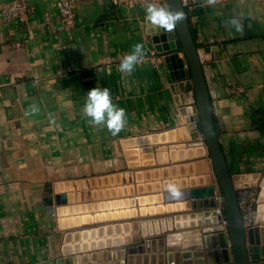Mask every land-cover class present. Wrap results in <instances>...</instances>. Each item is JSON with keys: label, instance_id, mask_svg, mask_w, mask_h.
Segmentation results:
<instances>
[{"label": "crops", "instance_id": "crops-1", "mask_svg": "<svg viewBox=\"0 0 264 264\" xmlns=\"http://www.w3.org/2000/svg\"><path fill=\"white\" fill-rule=\"evenodd\" d=\"M27 1L32 12L26 21L5 22L0 15V117L10 122L8 129L0 126V133L5 137L15 116L23 115L19 118L25 121L23 127L32 121L51 122L52 139L44 138L49 128L42 127L36 128L40 143L19 135L9 142L0 137V264H56L63 256V232L77 228L60 231L44 206L52 184L128 170L123 157L112 155L114 145L124 138L180 126L177 111L191 93L185 90V80H170L163 54L155 52L146 8L113 0H75L74 25L65 29L59 0ZM187 14L195 42L209 47L202 65L229 171L260 173L258 185L264 177V0H215L213 4L189 0ZM232 19L242 24V31L229 23ZM137 43L144 44L145 56L131 74L121 73L118 66ZM178 56L183 57L182 52ZM97 86L109 88L113 103L126 109L125 126L117 135L106 125L90 124L84 114L87 92ZM33 105L39 110L25 115ZM51 114L59 120L53 121ZM22 131L34 130L28 126ZM17 150L22 155L17 156ZM206 160L215 184L211 162ZM175 178H180L179 172ZM100 224L104 222L82 225L84 230L71 234L70 247L87 244L86 249L69 254L80 256L74 264L123 260L114 250L117 245L89 249L93 243H114L128 234L122 225L118 230ZM110 251L116 256L105 257ZM93 252L95 257L104 256L94 263ZM251 264H264V258Z\"/></svg>", "mask_w": 264, "mask_h": 264}, {"label": "water", "instance_id": "water-1", "mask_svg": "<svg viewBox=\"0 0 264 264\" xmlns=\"http://www.w3.org/2000/svg\"><path fill=\"white\" fill-rule=\"evenodd\" d=\"M166 1L167 7L181 8L184 12L189 3V0ZM148 25L153 48L163 54L170 80H185V90L191 93V97L185 96L186 105L177 111L182 124L162 132L124 138L115 144L112 155L123 157L128 170L52 184L51 194L43 198L44 206L60 231L77 228L63 232V256L56 259V264L78 263L80 256L77 259L69 254L86 249L87 244L70 247L67 240L73 233L84 230L80 228L82 225L100 222L104 224L98 226L122 225L128 230L122 242L113 244L123 260L106 264H251L264 258V224L245 229L236 197V189L256 186L260 173L229 171L214 127L202 65L209 47L196 44L187 19L173 32L153 30ZM179 52L183 57L178 56ZM206 159L211 162L215 184L208 165L205 166ZM176 172L179 179L175 178ZM159 177L161 180L157 181ZM170 183L180 188L182 198H169ZM258 186L256 220L260 222L264 221V177ZM216 193L223 197L225 228L212 210ZM103 197L113 198L82 204ZM72 203L75 205L71 206ZM92 211L94 214H90ZM115 251L105 257H115ZM91 257L97 258L94 252Z\"/></svg>", "mask_w": 264, "mask_h": 264}, {"label": "clouds", "instance_id": "clouds-1", "mask_svg": "<svg viewBox=\"0 0 264 264\" xmlns=\"http://www.w3.org/2000/svg\"><path fill=\"white\" fill-rule=\"evenodd\" d=\"M208 3L213 4L215 0H208ZM145 13V20L153 30L165 32H173L178 24L187 19L186 13L181 8H171L156 3H149ZM229 23L234 25L237 31L243 30L242 24L237 19H232ZM145 54L144 44H135L132 51L122 59L118 71L131 74ZM38 110L33 105L25 115L33 114ZM83 111L90 118V124L106 125L113 135H117L126 123V109L113 103L111 90L107 87L97 86L89 90ZM167 192L171 199H179L184 196L180 188L172 183L167 185Z\"/></svg>", "mask_w": 264, "mask_h": 264}, {"label": "built area", "instance_id": "built-area-1", "mask_svg": "<svg viewBox=\"0 0 264 264\" xmlns=\"http://www.w3.org/2000/svg\"><path fill=\"white\" fill-rule=\"evenodd\" d=\"M117 4H123L129 7L140 6L147 8L149 3L166 5V0H113ZM58 12L61 18L62 26L69 29L73 26L75 20V0H59ZM32 12V7L27 0H5L0 3L1 19L5 22L17 20L19 22L26 21L28 15ZM240 187L236 189L237 204L241 214V219L245 229L258 226L262 221H257V206L259 186ZM215 206L212 210L219 216L220 224L225 228L226 219L223 212L224 203L221 194H216Z\"/></svg>", "mask_w": 264, "mask_h": 264}, {"label": "rangeland", "instance_id": "rangeland-1", "mask_svg": "<svg viewBox=\"0 0 264 264\" xmlns=\"http://www.w3.org/2000/svg\"><path fill=\"white\" fill-rule=\"evenodd\" d=\"M28 2V1H27ZM29 3V2H28ZM29 5H30V3H29ZM166 5H167V2H166ZM165 6V5H164ZM60 21H61V18H60ZM74 25V24H73ZM73 27V26H72ZM71 27V28H72ZM21 116H23V115H17V116H15V118L12 120V130H5L6 131V135H5V137L4 136H2L3 135V132H1L0 133V137L1 138H5L8 142L9 141H11L12 140V138L14 139V137L15 136H17V135H19V137H21L22 139L23 138H27L28 140H31V142L32 143H40V131L39 130H36V128H40V127H42V128H49L48 129V132H46L45 131V137L44 138H46V139H52V132L50 131L49 132V130L51 129V127H52V123L50 122L49 124H47L46 123V120H44V121H38V122H34V121H32L31 123H32V125H26L25 127H23V125L25 124V121H23V122H21V121H19V118H21ZM39 117H41V116H39ZM51 118H52V120L53 121H57V119L59 120V116L58 115H54V114H51V116H50ZM56 119V120H55ZM16 120V121H15ZM15 121V122H14ZM10 122H9V120H6V119H4L2 116L0 117V126H5L6 125V127H7V129L9 128V126H10V124H9ZM28 126H30L31 128H33V130L34 131H32V132H27V131H25L24 133H23V131H22V129L24 128H26V127H28ZM18 127L20 128V130H18ZM15 129V130H14ZM46 130V129H45ZM12 134V137L11 136H9V134ZM14 133V134H13ZM16 138V137H15ZM39 138V141L37 140ZM100 142H98V144H99ZM24 148L25 147H23V148H21V150H24ZM18 152L16 153V155L17 156H20V155H22L21 153H20V150H17ZM55 157V156H54ZM50 158H53L52 156H50ZM24 158H22V160H23ZM55 159V158H54Z\"/></svg>", "mask_w": 264, "mask_h": 264}, {"label": "bare ground", "instance_id": "bare-ground-1", "mask_svg": "<svg viewBox=\"0 0 264 264\" xmlns=\"http://www.w3.org/2000/svg\"><path fill=\"white\" fill-rule=\"evenodd\" d=\"M263 208H264V205H263ZM121 228H123V227H120V226H119V228L116 227V229H118V230H121ZM107 230H108V229H107ZM125 230H126L125 232L128 233V230H127L126 228H125ZM110 231H112V230L110 229ZM91 233L94 234L95 231H92ZM86 234H87V233L85 232V235H86ZM122 240H123V239H122ZM122 240H121V238H117V239L114 240V243H111V241H109V240L107 241V243L113 245V244H117V243L122 242ZM70 241H71V238H70V240H67V243H66V244L69 245ZM107 243H106V244H103V242H100L98 245H95V243H93V244L91 245V248H95V247H99V248H100V247H104V246L107 245ZM90 257H91V256H90ZM98 257H99V256H98ZM98 257H97V258H98ZM91 258H92V257H91ZM94 261H96V259H95Z\"/></svg>", "mask_w": 264, "mask_h": 264}, {"label": "trees", "instance_id": "trees-1", "mask_svg": "<svg viewBox=\"0 0 264 264\" xmlns=\"http://www.w3.org/2000/svg\"><path fill=\"white\" fill-rule=\"evenodd\" d=\"M184 10H185V13H186V16H187V21H188V24H189V20H188V14H187V5H185L184 6ZM189 27H190V25H189ZM190 30H191V28H190ZM191 32H192V30H191ZM193 35V34H192ZM194 37V36H193ZM197 44V43H196ZM198 45V44H197ZM178 46H179V44H178ZM213 121H214V119H213ZM214 127H215V130H216V133H217V129H216V125H215V121H214Z\"/></svg>", "mask_w": 264, "mask_h": 264}]
</instances>
